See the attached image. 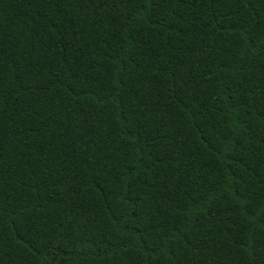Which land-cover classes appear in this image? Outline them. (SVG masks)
Here are the masks:
<instances>
[{"label": "trees", "instance_id": "16d2710c", "mask_svg": "<svg viewBox=\"0 0 264 264\" xmlns=\"http://www.w3.org/2000/svg\"><path fill=\"white\" fill-rule=\"evenodd\" d=\"M0 264H264V0H0Z\"/></svg>", "mask_w": 264, "mask_h": 264}]
</instances>
